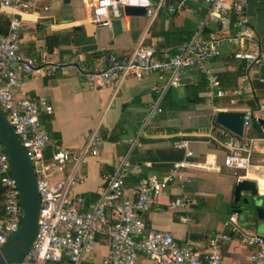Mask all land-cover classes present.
<instances>
[{
	"label": "crops",
	"instance_id": "crops-1",
	"mask_svg": "<svg viewBox=\"0 0 264 264\" xmlns=\"http://www.w3.org/2000/svg\"><path fill=\"white\" fill-rule=\"evenodd\" d=\"M94 1L70 0L65 4L63 0H46L38 4L22 16L20 53L42 63L75 60L77 67L94 70L107 65L105 57L128 54L140 42L152 47L159 58H168L177 46L196 34L204 40L227 34L218 23L206 20L207 6L201 0H186L185 6L174 14L158 12L152 21L144 15L128 16L123 10L108 28L91 23ZM43 6L49 10L44 11ZM248 16L252 33L264 47V6L255 7L253 16ZM218 48L221 56L211 60L209 68L224 86L240 84L243 76H248L251 83L260 79L262 66L248 68L244 62L233 59L234 48L224 41ZM166 81L156 75L128 77L115 87L90 88L77 68H70L54 76H43L40 72L25 76L16 96L26 93L33 99L45 98L52 106L51 115H40L53 141L47 154L55 147L80 152L92 135L99 138L97 155L85 159L79 172L82 182L71 192L72 196L82 197L81 210L92 208L97 202L109 177L130 149L133 168L126 180L125 193L133 183L149 176L164 178L171 164L183 159L182 152L173 148V142L190 139L194 156L187 161L191 166L168 185L143 220L149 228L169 233L177 243L191 240L203 249L208 235L212 231H224V222L237 209L238 204L233 202L237 182L255 180L259 193L264 194L261 183L264 176L262 169L259 176L251 173L252 168L246 174L227 169L225 152L204 142L210 124L216 122L213 108L224 109L226 102L207 101L204 78L199 72H185L176 88L169 87ZM255 95V90L253 94L245 93L238 101L237 110L249 108L247 102ZM152 105H158L162 112L154 113L149 124L144 125ZM135 137L138 142L130 148L129 141ZM254 149V162L261 165L264 147ZM179 196L191 200L190 208L182 211L171 208V202ZM237 219L239 223L240 216ZM241 230L242 234H236L231 244L221 246L224 262L251 264L254 249L243 240L245 235H255L242 227ZM107 254V240L99 235L86 264H102ZM136 264L155 263L139 256Z\"/></svg>",
	"mask_w": 264,
	"mask_h": 264
},
{
	"label": "built area",
	"instance_id": "built-area-1",
	"mask_svg": "<svg viewBox=\"0 0 264 264\" xmlns=\"http://www.w3.org/2000/svg\"><path fill=\"white\" fill-rule=\"evenodd\" d=\"M45 1L0 0V20H6L4 31H0V110L33 167L40 196L38 230L32 246L19 261L9 264H86L99 235L105 237L108 243V254L102 264H136L139 256L155 264H241L224 262L221 255V246L231 244L236 234H242L235 213H231L224 222V231H212L208 235L203 249L197 248L191 240L177 243L169 233L149 228L143 220L168 185L181 177L182 170L191 166L187 161L194 156L190 139L181 138L173 142V148L182 152L183 159L172 163L164 178L149 176L133 183L125 193L126 180L133 168L129 161L130 149L109 177L97 202L92 208L81 210L82 197L72 196L71 192L82 182L79 172L85 159L97 155L99 138L92 135L80 152L55 147L47 156L53 141L43 128L40 115H51L53 108L45 98L33 99L26 93L16 96V92L25 76L36 72L54 76L66 73L70 68H77L90 88L115 87L128 77L140 79L151 75L161 80L166 78L167 85L176 88L185 72L197 71L204 78L207 101L212 104L226 102L224 109L213 108L214 117L220 110L244 115L241 136L213 121L204 135V142L216 145L225 152L224 166L227 169L246 174L256 167L262 169L264 176V161L258 165L253 159L256 152L254 144H264V102L257 104L255 110L247 108L238 111L239 99L245 93H254L251 80L243 76L240 84L224 86L209 68L211 60L221 56L218 47L222 41L234 48L233 59L244 62L248 68L264 65V47L250 28L246 10L249 0H201L207 6L206 20L218 23L227 32L223 37L212 36L204 40L196 34L177 46L168 58H159L152 47L140 42L128 54L105 57L107 65L94 70L77 67L75 60L42 63L20 53L22 16ZM185 1L95 0L91 2V23L108 28L126 7L143 9L144 16L152 21L158 12L174 14L180 11ZM42 9L49 10L47 6ZM161 112L158 105L150 106L144 125L149 124L154 113ZM253 122L259 125L262 137L246 136ZM137 142V137L130 140V148ZM0 186L4 192L3 216L0 218L1 248L17 232L21 219L17 184L1 145ZM258 195L264 198L259 191ZM190 206L191 200L186 196H179L171 202V208L175 210H186ZM261 207L264 209V202ZM243 243L256 249L250 255L251 264H264V241L256 235H245Z\"/></svg>",
	"mask_w": 264,
	"mask_h": 264
},
{
	"label": "water",
	"instance_id": "water-1",
	"mask_svg": "<svg viewBox=\"0 0 264 264\" xmlns=\"http://www.w3.org/2000/svg\"><path fill=\"white\" fill-rule=\"evenodd\" d=\"M68 4L70 0H63ZM264 6V0H249L247 13L253 16L255 7ZM124 13L128 16H143L141 8L126 7ZM243 113L241 112H218L216 122L241 136L243 131ZM263 124L262 121H259ZM0 145L8 157L9 169L15 179L21 204V219L17 232L0 248V264H9L19 261L32 246L38 230V218L40 212V196L37 189V179L33 167L28 160L25 150L10 126L6 117L0 110ZM248 193L258 196L257 183L255 180H239L234 186L233 202H241V194ZM245 203L247 199L243 200ZM256 217L264 227V209L256 206ZM264 232V231H263ZM264 241V235H257Z\"/></svg>",
	"mask_w": 264,
	"mask_h": 264
},
{
	"label": "rangeland",
	"instance_id": "rangeland-1",
	"mask_svg": "<svg viewBox=\"0 0 264 264\" xmlns=\"http://www.w3.org/2000/svg\"><path fill=\"white\" fill-rule=\"evenodd\" d=\"M264 99V98H260ZM43 128L47 130V127L43 125ZM254 129V128H253ZM249 134V138H257L258 136L253 132L254 130ZM263 143H255L254 148H261L263 147ZM260 168L253 167L251 169V173L259 176L260 175ZM241 202L237 205V209L235 210L236 215L240 216V227L247 230L249 233L254 235H264V227L261 225V223L258 221L256 217V206H262L264 202V198L260 196H251L246 192H243L241 195ZM247 199V202L245 203L243 200ZM242 220V221H241ZM254 250H256L253 247ZM253 250V251H254Z\"/></svg>",
	"mask_w": 264,
	"mask_h": 264
},
{
	"label": "trees",
	"instance_id": "trees-1",
	"mask_svg": "<svg viewBox=\"0 0 264 264\" xmlns=\"http://www.w3.org/2000/svg\"><path fill=\"white\" fill-rule=\"evenodd\" d=\"M5 23L6 20H0V31H4L5 29ZM263 67V73H261L260 79L259 80H255L252 82V86L253 89L255 90V98L251 99V101H248V105L249 108L251 110H255L257 108V104H258V100L260 98H264V65ZM254 128V129H253ZM252 129L254 130L253 132L258 136V137H262L263 133L259 127V125L256 122L252 123L251 129L246 133V136L249 137L250 132L252 131ZM47 156H49V154H47ZM262 183V187H263V192H264V182ZM3 189L0 186V218H2L3 216V207H2V202H3Z\"/></svg>",
	"mask_w": 264,
	"mask_h": 264
}]
</instances>
